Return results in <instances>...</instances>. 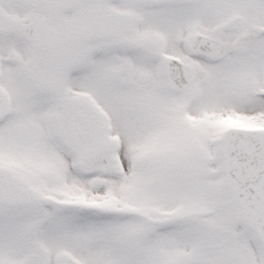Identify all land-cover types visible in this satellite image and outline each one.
<instances>
[{"label": "snow or ice", "instance_id": "1", "mask_svg": "<svg viewBox=\"0 0 264 264\" xmlns=\"http://www.w3.org/2000/svg\"><path fill=\"white\" fill-rule=\"evenodd\" d=\"M0 264H264V0H0Z\"/></svg>", "mask_w": 264, "mask_h": 264}]
</instances>
